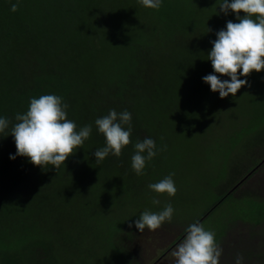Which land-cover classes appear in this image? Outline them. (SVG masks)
<instances>
[{
    "label": "trees",
    "instance_id": "trees-1",
    "mask_svg": "<svg viewBox=\"0 0 264 264\" xmlns=\"http://www.w3.org/2000/svg\"><path fill=\"white\" fill-rule=\"evenodd\" d=\"M13 3L0 0V117L10 121L0 133V264L89 262L83 227L104 226L101 214L120 208L112 198L129 192L130 208L144 187L157 183L160 174L147 175L169 154L165 146L183 120L185 97L200 90L211 41L222 27L214 29L216 10L210 15L205 0H162L160 10L138 0H19L13 12ZM48 94L69 105L67 118L77 130L92 125L58 171L27 157L10 159L17 152L11 136L16 115L27 112L31 98ZM113 109L131 113V142L120 157L109 154L96 163L93 153L106 141L95 120ZM145 138L155 141L157 155L138 176L131 158ZM263 164L222 191L218 203ZM138 214L132 227L124 228L125 220L106 227L128 241ZM252 225L249 238L256 240L233 254V264L237 254L243 264H264V222ZM132 249L125 244L114 264H132Z\"/></svg>",
    "mask_w": 264,
    "mask_h": 264
},
{
    "label": "rangeland",
    "instance_id": "rangeland-1",
    "mask_svg": "<svg viewBox=\"0 0 264 264\" xmlns=\"http://www.w3.org/2000/svg\"><path fill=\"white\" fill-rule=\"evenodd\" d=\"M205 2L210 5V15L216 10L212 16L214 29L220 23L226 30L229 20L239 22L231 17L234 12L225 15L219 9L223 0ZM252 18L256 19L255 16ZM202 74L203 77L216 74L210 61L205 63ZM220 78L230 79L227 76ZM240 78L247 79L248 85L242 87L235 97L230 94L220 98L204 80L200 83V90L185 97V105L179 112L183 120L178 130L170 133L165 146L170 149L169 154L165 160L159 159L147 175L156 177L160 174L159 182L175 173L176 195L169 197L166 193L157 194L144 187L130 208L128 204L132 197L129 192L124 199L112 198L111 201L120 208L101 214L105 227L92 225L82 229L89 262L80 260L79 263L76 259L74 263L68 259L60 264H84L85 261V264H114L118 260L116 253L124 251L125 244L133 248L132 264H173L171 252L185 238V230L200 219L206 230L215 232V239L223 249L220 264H233V254L242 246L254 243L256 239L249 238V230L252 224L264 222V201L251 195L264 197V164L242 188H237L221 202L217 201L222 191L264 158V70ZM154 198L159 204L153 203ZM168 204L174 209L173 218L155 231L146 228L141 233L135 227L127 241L119 229L106 227L110 224L117 226L125 220L126 228L129 224L134 225L132 219L138 212V217L145 211L160 212Z\"/></svg>",
    "mask_w": 264,
    "mask_h": 264
},
{
    "label": "clouds",
    "instance_id": "clouds-1",
    "mask_svg": "<svg viewBox=\"0 0 264 264\" xmlns=\"http://www.w3.org/2000/svg\"><path fill=\"white\" fill-rule=\"evenodd\" d=\"M138 2L155 10L162 6V0ZM18 9L19 0L11 4V11L16 12ZM219 9L225 15L234 12L239 21L234 23L229 20L226 30L221 29L216 33L217 39L211 41L213 47L207 54V60L211 61L216 74L206 75L203 80L223 99L230 94L235 97L242 87L248 85V80L241 79V76L248 77L253 71L264 70V0H223ZM241 13L244 15L241 16ZM254 16L255 20L252 18ZM221 76L230 79L222 80ZM68 107L63 98L57 95L31 98L27 112L16 115L18 123L12 127L11 136L14 137L17 152L10 155V159L15 160L17 156L27 157L35 166L45 168L51 165L58 171L75 153L74 149L81 148L92 133L90 124L77 130L76 123L67 118ZM9 124L7 118L0 117V133ZM95 125L106 141L104 147L93 153L96 163L102 162L109 154L120 157L122 149L131 142V113L127 110L118 113L113 109L109 114L97 118ZM134 147L131 167L136 175H144L146 162L157 155L156 143L151 138H145L137 141ZM174 175L175 173H171L159 182L149 184V189L157 194L166 193L169 197H174L177 192ZM153 203L159 204V200L154 198ZM173 214L171 204L166 205L160 212L145 211L135 221V227L141 233L146 228L155 231L163 223L171 222ZM185 231V238L171 252L173 264H220L223 249L215 239V232L206 230L198 222L191 224ZM236 264H243L241 254L236 256Z\"/></svg>",
    "mask_w": 264,
    "mask_h": 264
},
{
    "label": "water",
    "instance_id": "water-1",
    "mask_svg": "<svg viewBox=\"0 0 264 264\" xmlns=\"http://www.w3.org/2000/svg\"><path fill=\"white\" fill-rule=\"evenodd\" d=\"M264 162V158L256 165V167H254L253 169H251L236 185H234V187H236L239 183H241L244 179L247 178L248 175H250L252 173V171L254 169H256L257 167H259L262 163ZM233 187V188H234ZM201 220V219H200Z\"/></svg>",
    "mask_w": 264,
    "mask_h": 264
}]
</instances>
